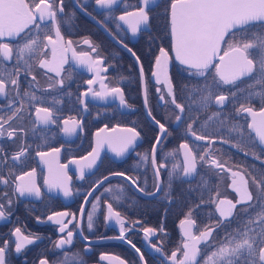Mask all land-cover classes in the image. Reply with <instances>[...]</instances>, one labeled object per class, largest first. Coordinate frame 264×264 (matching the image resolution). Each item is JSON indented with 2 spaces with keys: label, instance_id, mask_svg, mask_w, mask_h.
Returning a JSON list of instances; mask_svg holds the SVG:
<instances>
[{
  "label": "flooded vegetation",
  "instance_id": "af4514ba",
  "mask_svg": "<svg viewBox=\"0 0 264 264\" xmlns=\"http://www.w3.org/2000/svg\"><path fill=\"white\" fill-rule=\"evenodd\" d=\"M25 2L34 13V24L15 37H0V44H7L11 49L7 60L0 53V81L4 83L6 93L0 96V121H7L0 135V149H3L0 178L7 181L0 183V203L6 213V217L0 219V247L7 242L6 264H40L41 260H47L48 264H172L173 252L178 264L183 259L184 244L190 243L188 232L200 237L194 264H205L206 261L207 264H218V257L213 254L222 244L228 240L239 242L241 234L248 228L251 229L249 236H258L264 229L259 219L264 215V195L258 186L264 176V149L257 145L247 128L248 112L238 110L242 106L253 112L262 108L264 72L253 71L227 85L219 81L214 67L206 72L207 79L189 75V71L195 70L176 64L171 53L168 33L171 0H148L147 5L143 0H117L108 7L97 5L95 0ZM38 4L41 9L52 5L56 12L55 25L51 19L41 20L35 7ZM1 6L2 0L0 12ZM140 7L146 9L149 21L139 25L133 34L128 25L134 23L136 17L126 13L138 12ZM121 15H125L124 21L119 19ZM163 17L167 27L166 35L162 37L159 26ZM97 23L117 43L131 48L136 60L139 58L137 63L140 71L143 69L141 77L146 109L150 108L151 118L164 123L167 129L160 135L162 139L158 144L159 127L148 121L143 112L140 73L133 58L99 29ZM36 24H39L38 28ZM57 28L60 38L56 35ZM48 36L56 41L58 50L68 49L65 53L67 62L59 68V76L56 71L40 67L41 60H52L53 45L46 38ZM227 47L228 44L222 42L217 57L222 56ZM161 48L168 57L166 71L159 78L164 80L166 77L170 81L167 86L157 84V77L153 75V72L159 73L156 57ZM73 52L77 55L87 53L84 59L99 61L96 67L100 69L103 84L109 90L120 87L125 105L106 102L108 99L119 100L116 94L103 98L91 94L82 96L89 88L94 92L104 89L99 79L91 86L86 83L96 78V73L90 72L86 64L77 63ZM215 64H218L217 58L213 61ZM189 78L199 79L204 87H213L210 105L204 107L198 101L188 100L186 118L177 121L176 116H182V113L173 100L182 105L179 89L184 82L188 83ZM12 79L18 81V87L11 84ZM220 94L229 97L223 107L215 102V96ZM161 95L164 99L160 98ZM38 108H48L55 122L42 123L46 114L38 113ZM14 113V118L9 120ZM73 120L80 127L75 133L66 135L63 132L65 121L71 126ZM189 124H193L194 133L188 130ZM129 127L134 128L139 136L122 156H116L107 144L99 146L105 138L128 135L123 129ZM118 129L119 132L109 134ZM13 130L16 135L9 138L8 132ZM195 135L206 138L196 141ZM182 143L189 144L197 161L195 172L188 176L183 173L186 150L180 148ZM153 145H156L154 152ZM98 146L100 154L89 168L87 165L93 157L83 158ZM22 148L26 151L20 155ZM54 148L61 151L55 154L52 152ZM38 152L49 155L42 158ZM13 156L18 159H12ZM201 156L206 158L202 161ZM45 160L51 162L54 173L67 172L71 196L64 197L58 188L50 190L45 184L46 178H52L43 162ZM74 160L77 163H72ZM213 160L217 163L213 164ZM160 164L164 167L159 168L160 189L157 191L155 172ZM78 168L83 170L82 176ZM33 171L34 178L27 175ZM117 172L130 179L113 175ZM108 176L111 177L104 180ZM241 178L247 182L253 199L237 204L240 197L233 189L240 186ZM32 179L40 189L39 198L29 194L21 196L16 191L17 185ZM234 180L237 181L235 186ZM139 189L156 194L145 195ZM220 200H231L236 204L231 216H220L217 211ZM109 205L112 212L120 213L125 221L123 239L120 238V225L110 218ZM221 207L227 210L231 206L225 204ZM56 212L68 213L58 217L67 225L63 233L58 230L59 224L47 219ZM88 213L92 214L91 230L88 228ZM189 220L191 223L187 222ZM181 221L186 222L181 224ZM16 228L34 241L19 254L15 251L17 237L13 235ZM144 228H152L154 234L145 238ZM209 229L211 234L204 239L201 234ZM68 231L73 232L72 242L57 248L56 242L66 238ZM259 248L255 251V258L261 264ZM247 254L245 252L243 257Z\"/></svg>",
  "mask_w": 264,
  "mask_h": 264
},
{
  "label": "snow or ice",
  "instance_id": "6c2138e0",
  "mask_svg": "<svg viewBox=\"0 0 264 264\" xmlns=\"http://www.w3.org/2000/svg\"><path fill=\"white\" fill-rule=\"evenodd\" d=\"M117 2V0H95L97 5L108 7ZM62 3V0H61ZM143 3L147 5L148 0H143ZM41 4H44V0H41ZM5 8L9 9L13 16L14 22H9L4 18L2 14H0V37L3 36H12L15 37L22 33L25 29H28L30 25H33L35 22V16L33 11L30 10V6L25 0H6L4 5ZM36 9L40 12V18L43 19H51L53 25L56 23V12L53 10L52 5H45L44 9H41V6L38 4L35 6ZM60 11H63L61 7ZM127 16H135L136 19L134 23H129L128 27L130 31L135 34L137 32V27L141 24H147L149 21V15L144 7H140L138 12H127ZM121 21L125 20V15H121L119 17ZM254 22L264 23V0H171L170 3V31L172 38V47L175 52L176 60L181 64L187 66L188 70H195L194 72L189 71V75L206 77V72L212 67L215 68V75L219 77V81L223 82V84H232L237 81L241 76L248 75L253 73V60L249 59L246 55L247 50L252 48L254 45L252 43H243L242 45L229 42L230 34L234 35V30L236 29H244L245 26H248ZM37 28L39 24L35 25ZM56 35L60 38V32L57 28ZM50 44L53 45L52 51V60H41L40 67H47L48 71H56V75H60L59 68H62L63 64L67 62L65 53L67 52V48L58 50L55 47L56 41H53L50 36L46 37ZM225 42L228 44L227 50L224 51L222 56H219V60L221 63L213 65L214 59L217 57L218 53L221 51V43ZM35 43V41H33ZM88 43V41H85ZM71 44V42H69ZM127 51L135 56V52L132 51L131 48H127L124 45ZM95 50V49H94ZM0 53L3 54L4 59L7 60L11 55V49L7 44H0ZM232 53H238V56L234 59H230L225 63V57H231ZM88 56L87 53H77L73 52V58L79 64H86L87 68L90 72L96 73V78L89 79L86 83L91 86L96 82V79L101 81V87L104 91H92L91 88L88 89L87 92L82 93V96H86L91 94L94 97H101L105 95L116 94L120 100L121 105H125V98L122 93L120 87H113L110 90L107 85L103 84V78L99 77L100 69L96 67L99 61H92L90 59H84ZM168 53L164 48L160 49L159 55L156 57V65L159 68L158 72H153V75L157 77L156 83H164L166 86L170 84V81L165 77L164 80H161L159 76L166 71ZM137 62H139V58L137 57ZM261 70H264V61L260 63ZM141 75H143V69L141 68ZM62 83V82H61ZM11 84L18 87V81L16 79L11 80ZM207 87V85L205 86ZM169 94H172V89L169 87ZM161 90L158 88L157 92L159 93ZM5 93V85L2 81H0V96H4ZM211 92L208 95H204L201 98V105L206 107L211 99ZM164 99L163 95L160 97ZM229 97L225 94H220L215 96V102L218 106L223 107ZM81 104H84L83 100H80ZM175 107L180 109L181 113L184 112V107L176 103L173 100ZM11 107V105H10ZM147 107V105H146ZM22 111V109H21ZM238 111H246L256 115L251 108L241 107ZM37 112H44L46 115L41 119L42 123H53L55 122L53 119V113L49 111L48 108H38ZM13 116L9 117V120L14 118ZM148 115L151 116V110L148 108ZM260 115L264 116V110L261 111ZM154 122L159 126V132L161 134H165L167 132L166 126L164 123H160L158 120H155L152 117ZM191 119V117H188ZM184 119L183 116L177 115L176 120L182 121ZM7 121H0V135H2L4 130V125ZM66 126L63 128V132L66 135H71L76 132L77 127H80L79 123L76 120H73L71 126L68 125V121H65ZM11 127V125H9ZM248 127L253 129L256 132L257 137L260 142L264 144V125L257 126L256 122L249 124ZM188 130L194 133L193 124L188 125ZM124 132L128 133V135L119 137V138H105L104 140L99 142V146L107 144L108 148L116 154V156H122L124 152H126L129 147L133 145V142L137 140L139 133L134 128H125ZM16 135L15 130L8 132V137L12 138ZM206 137L203 135H195V140L200 141L205 139ZM162 136H157V144L161 141ZM99 146L93 148L92 152L88 154L87 157L83 159H88L89 157H93L87 167H91L92 164L96 163L95 157L99 156ZM156 145H153V152L155 151ZM181 149H185V164L183 167L184 175L188 176L195 172L197 167L196 158L193 156L191 150H189L188 143H182L180 145ZM25 148H22L20 151V155H23ZM61 151L60 148L52 149V152L58 154ZM37 155L42 158L48 153L38 152ZM3 156V149H0V157ZM206 157L201 156L200 160H204ZM12 159H18L17 156H13ZM47 167L51 179H45V184L48 186L50 190L59 189L64 197H69L72 195L71 190L68 187V176L67 172L63 171L59 174L54 173L51 162L45 160L43 161ZM72 163H77V161H72ZM213 164L217 162L215 160L212 161ZM153 164H155V160H153ZM66 166H61L64 168ZM164 165L160 164L157 166V171L155 172V176L157 178L156 188L157 191L160 189L159 184V168H163ZM78 172L80 175H83V170L78 168ZM30 177H35V172L27 173ZM116 176H124L125 179H130V177L125 176L124 173H114ZM236 175V173H233ZM17 179H22V177H18ZM0 183H7V181L3 178H0ZM133 184H136V181L133 180ZM233 185H237V181H233ZM247 182L243 181L241 178L240 186L234 187V191L237 192V195L240 199L236 202L237 204L242 203L244 201H251L253 199L252 195L249 194L247 188ZM262 189V195H264V184L258 185ZM143 191L145 195H155L156 193H148L146 189H139ZM16 191L20 193L21 196L25 194L35 195L37 198L40 197L41 192L40 189L36 186L34 179L30 180L27 183L19 184L16 186ZM90 195V193H89ZM165 197L168 196V193L165 192ZM11 201H9V204ZM230 205L227 210L221 207V205ZM236 207V204H233L231 200H220L217 205V211L220 213L222 218H226L227 216L232 215V209ZM83 211V208L81 209ZM109 212L111 214L110 218H114L116 223L120 225L121 235L120 238H124V219L121 218V214L118 212H112V207L109 205ZM68 215L67 212H56L53 215L48 216V221H53L56 224H59V232H65L67 225L58 219V217ZM6 217V213L4 211V205L0 203V219H4ZM260 224L264 225V215L260 218ZM88 228L92 229V214L88 213ZM71 222V221H70ZM186 221H181V224H184ZM191 223V221H187ZM219 227V224H217ZM145 238L149 235L154 234V230L152 228H144ZM211 229L206 233H202L201 236L204 239H207L208 235L211 234ZM249 231L251 229L246 230L241 234L239 242H234L233 240H228L226 244H222V246L218 249L217 253L213 255L218 257L219 261H223V264H237V262H241V264H245L243 254L247 251L250 255L254 254V243L264 244V229L258 234V236H249ZM13 235L17 237L15 251L19 254L22 249L27 244H32L34 241L29 236H25L21 234V229L16 228ZM188 240L190 243L184 244V254L183 259L178 262V264H194L196 261V256L198 249L196 245L200 242V237L193 236L191 232L186 233ZM73 232L68 231L66 238L62 237L60 240L56 242V247L59 248L64 244H70L72 242ZM36 239H39L37 237ZM134 247V245H133ZM7 248V242L5 245L0 247V264H6L5 252ZM137 251H139L137 249ZM157 251H160L157 248ZM176 253H172V264H177L175 260ZM142 258V257H141ZM259 258L264 261V247L259 248ZM103 259V257H102ZM40 264H48L47 260H41ZM207 264V261L205 262ZM246 264H254L253 261H247Z\"/></svg>",
  "mask_w": 264,
  "mask_h": 264
},
{
  "label": "trees",
  "instance_id": "16d2710c",
  "mask_svg": "<svg viewBox=\"0 0 264 264\" xmlns=\"http://www.w3.org/2000/svg\"><path fill=\"white\" fill-rule=\"evenodd\" d=\"M166 19L165 17L162 18V21L160 20V34L161 36L166 35ZM229 41L235 42L237 44L242 45L243 43H252L254 46L247 50L246 55L253 60L254 62V72H264V70H261L260 63L261 61H264V24H253L245 26L244 29H239L234 32V35L230 34ZM185 81V80H184ZM187 81V80H186ZM213 87H204V85L200 84L199 79L189 78L188 83L184 82V86L179 89V101L182 103V106L184 107V112L182 113V116L184 119L187 116L188 112V106L187 101H192L193 103L199 102L201 104V98L204 95H208L209 92L212 94ZM212 96V95H211ZM208 105H210L208 103ZM261 184H264V176L261 178ZM249 229V228H248ZM261 244L260 243H254V249L255 251L259 248ZM247 252V251H245ZM244 252V253H245ZM248 253V252H247ZM245 264L247 261H253L254 264H258L256 258H255V252L254 254L250 255L249 253L244 257Z\"/></svg>",
  "mask_w": 264,
  "mask_h": 264
},
{
  "label": "water",
  "instance_id": "95a60500",
  "mask_svg": "<svg viewBox=\"0 0 264 264\" xmlns=\"http://www.w3.org/2000/svg\"><path fill=\"white\" fill-rule=\"evenodd\" d=\"M5 3H6V0H2V12H0V14H2L3 16H4V18L5 19H7L9 22H12V20H13V14H12V12L9 10V9H7V8H5L4 7V5H5ZM252 24H264V23H261V22H254V23H252ZM252 24H250V25H252ZM97 26L99 27V29H101L102 31H103V29H102V27L97 23ZM237 30V29H236ZM235 31V30H234ZM113 42H115L119 47H121V48H123L132 58H133V60H134V62H135V64H136V66H137V70H138V72L140 73V89H141V100H142V108H143V112H144V114H145V117L147 118V120L148 121H150L152 124H154L155 126H157V127H159L155 122H154V120L151 118V116H149L148 115V111H147V109H146V106H145V99H144V91H143V80H142V77H141V71H140V68H139V65H138V63H137V60L134 58V56L133 55H131L128 51H127V49L126 48H124L122 45H120L119 43H117L114 39H112L105 31H103ZM168 33H169V37H170V42H171V53H172V57H173V59H174V61L176 62V64H178L179 66H182V67H184V68H186L187 69V66H185V65H181L177 60H176V58H175V52H174V50H173V47H172V38H171V31H170V10H169V12H168ZM238 56V53H232V56L231 57H225V63H227V61H229L230 59H234V58H236ZM217 59H218V63H221V61L219 60V57H216ZM215 58V59H216ZM194 70V69H193ZM249 75V74H248ZM248 75H245V76H241L239 79H241V78H244V77H246V76H248ZM223 83V82H222ZM106 102H115V103H117V106H119V105H121L120 104V102H119V100L118 99H116V100H110V99H108ZM121 109V108H120ZM262 110H264V104H263V106H262V108L259 110V111H257V112H254L256 115H253L252 113H247V118H248V122H247V128L249 129V131L251 132V134L254 136V138H255V140H256V142H257V145L260 147V148H263L264 149V144H262L261 142H260V140H259V138L257 137V135H256V132L253 130V129H250L249 127H248V125L249 124H251V123H253V121H255L256 122V124H257V126H260V125H264V116H262V115H260V113H261V111ZM117 131L119 132V129L118 130H113V131H110L109 132V134H111V133H117ZM158 135H161V133L159 132L158 133ZM192 137V136H191ZM156 142H157V138H156ZM184 154V153H183ZM109 177H111V176H108V177H106L104 180H106V179H108ZM104 180H102V181H104ZM101 181V182H102ZM100 184V183H99ZM263 247H264V245H263ZM258 257H259V253H258ZM259 262L261 263V264H264V261H262V260H260V258H259Z\"/></svg>",
  "mask_w": 264,
  "mask_h": 264
}]
</instances>
